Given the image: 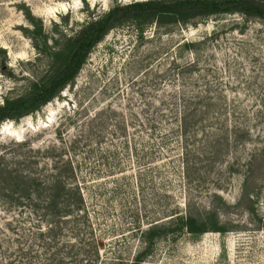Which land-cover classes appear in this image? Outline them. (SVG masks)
I'll list each match as a JSON object with an SVG mask.
<instances>
[{"label": "rangeland", "instance_id": "1", "mask_svg": "<svg viewBox=\"0 0 264 264\" xmlns=\"http://www.w3.org/2000/svg\"><path fill=\"white\" fill-rule=\"evenodd\" d=\"M145 1L0 0V107L48 88L70 55L68 39L83 25ZM243 22L228 15L182 27L119 21L57 97L0 123V153L23 140L82 141L78 159L96 175L84 195L103 242L102 264H132L140 255L139 264H264V22ZM184 41L194 44L191 53H178ZM193 59L194 72L179 77L176 61ZM176 88L209 89L215 104L213 128L196 145L206 147L200 184L182 179L183 142L160 134L170 126L161 112L176 103L168 97ZM234 126L247 129L237 143ZM176 207L196 218L214 211L226 232L160 234L147 249L141 230L156 221L172 229L167 211Z\"/></svg>", "mask_w": 264, "mask_h": 264}, {"label": "trees", "instance_id": "2", "mask_svg": "<svg viewBox=\"0 0 264 264\" xmlns=\"http://www.w3.org/2000/svg\"><path fill=\"white\" fill-rule=\"evenodd\" d=\"M227 15L238 16L243 23L264 22V0H147L115 7L83 25L73 39H68L70 55L48 88L34 89L25 99L4 101L0 107V123L30 115L57 97L74 79L90 51L119 21L129 20L137 25L150 22L159 28L182 27ZM193 45L184 41L177 44L176 49L178 53H191ZM177 62L174 67L181 78L194 72L197 66L194 59L182 66ZM171 92L173 95L168 97H174L176 103L165 106L161 112V115L169 113L165 117L168 116L170 126L160 134L176 136L183 142V152L178 155L182 179L189 184H200L203 179L199 166L206 147L196 145L205 137L207 129L213 128L210 120L216 112L215 104L209 89L176 88ZM155 125L148 124L149 130L154 132ZM229 129L234 143L247 135V129L239 126ZM81 142L79 138L67 142L62 136L46 145L23 140L14 143L9 152L0 153V264H102L99 248L103 242L95 234L90 214L92 207L84 195L88 186L97 183L86 181L87 178L96 175L93 167L89 168L78 159ZM225 143H229L227 137ZM193 144L195 148H191ZM261 151L263 153L264 149ZM192 157L197 163H192ZM255 157L252 155L248 162L251 173ZM103 159L105 161L106 156ZM85 166L88 169L84 174ZM178 210L176 207L167 211L170 215L166 218L171 220L172 229L166 230L159 225L163 221H156L146 231L141 230L147 249L161 237L160 234L168 233L177 239L184 234L226 232L214 211L196 218ZM141 258L142 255L138 256L132 264H139Z\"/></svg>", "mask_w": 264, "mask_h": 264}]
</instances>
